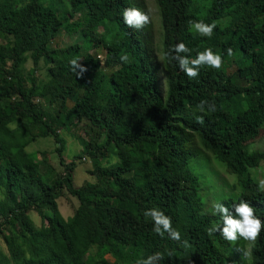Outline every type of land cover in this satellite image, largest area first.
I'll use <instances>...</instances> for the list:
<instances>
[{
    "label": "trees",
    "instance_id": "trees-1",
    "mask_svg": "<svg viewBox=\"0 0 264 264\" xmlns=\"http://www.w3.org/2000/svg\"><path fill=\"white\" fill-rule=\"evenodd\" d=\"M153 3L158 63L143 29L123 22L124 9L138 8L133 0H0V264H135L155 252L164 254L160 264H264V230L247 258L229 252L219 232L208 234L221 218L209 196L210 210L203 208L192 168L201 159L222 167L235 177L226 184L236 193L216 202L235 214L243 199L264 222V190L249 174L264 165V150L254 147L264 133V0ZM201 20L216 22L211 37L191 29L189 21ZM62 32L76 41L59 48ZM77 39L100 49L102 59L83 55ZM180 42L190 59L211 48L222 67L202 66L188 78L162 58ZM74 58L87 69L83 78L71 69ZM40 67L44 80L35 76ZM201 100L216 110L200 112ZM78 126L80 154L63 163L60 132ZM49 137L59 172L27 152ZM83 157L91 181L76 187L73 169ZM61 193L77 202L67 219L57 207ZM153 207L171 217L180 241L153 232L144 216Z\"/></svg>",
    "mask_w": 264,
    "mask_h": 264
},
{
    "label": "rangeland",
    "instance_id": "rangeland-1",
    "mask_svg": "<svg viewBox=\"0 0 264 264\" xmlns=\"http://www.w3.org/2000/svg\"><path fill=\"white\" fill-rule=\"evenodd\" d=\"M133 1L134 4H136L139 9L149 13L151 16V23L146 25L142 29L147 39L149 49L152 53L153 60L158 63L159 55L157 49L159 42V32H158L159 17L157 16L156 7L153 3V0H133ZM80 17H81V11H77L74 13L72 20L80 19ZM76 36L77 34L67 36L64 32H62L59 38L57 39V46L59 48H62L67 44H72L74 40L76 41L75 39ZM78 41L79 43H81V47H82L81 52L83 55L86 53L95 54L96 56H98L99 59H102L103 54L101 53L100 49L98 48L93 49L92 44L90 42H86L84 40H78ZM0 43H3L2 38H0ZM31 67H32L31 61L29 59H26L21 67L22 76L25 79H28L29 71ZM35 76L40 80H44L45 71L43 67H40V69L35 72ZM262 135L261 134L259 135V139H257L258 141L257 143L254 144V147L264 150V133ZM60 137L63 140V147H64V150L61 154L62 162L67 163L71 161V158H73V156H77L80 154L81 146L79 143V139L84 138L83 131L79 128V126L74 127L67 131L60 132ZM55 146L56 145L54 144L53 140L50 137L45 139H37L34 143H31L27 147V152L37 153L38 160L42 161L46 166L51 165L55 169V171L59 172L60 167L57 165L58 162L57 157L53 153V149ZM125 160H127V157L122 156L121 161H125ZM199 162L200 163L198 164L196 163V161L193 162L192 168L199 177V182L201 185L200 197L203 208L208 211L210 210V208L207 206L208 204L207 198L210 197L211 199H214V201L216 202L220 199L230 197L236 193V190L234 193H232V188L227 187L226 184L228 183V185L230 186L233 180L231 177L233 178L235 177L232 175L221 173V171H223V168L217 167L212 160L209 161L208 163L206 160L201 159L199 160ZM75 163L77 164L73 169L72 181H73V185L78 187L80 184H82L85 181H91V178L87 174V171L91 169V163L89 159L85 157H83L80 161H76ZM263 171H264V165L262 163L259 165V167L255 169H251L249 171L251 179L258 184V181L260 179H263ZM76 205H77L76 200L66 193H61V196L57 199L58 211L63 219H67L68 217L71 216L72 211L74 210ZM233 216H235V214H233ZM31 218L33 220L35 227H38L39 220L37 216L32 214ZM227 249L229 250V252H232V250H234L237 253V255H240L243 254L244 251H248L249 244L243 239H240L235 244L228 242Z\"/></svg>",
    "mask_w": 264,
    "mask_h": 264
},
{
    "label": "clouds",
    "instance_id": "clouds-1",
    "mask_svg": "<svg viewBox=\"0 0 264 264\" xmlns=\"http://www.w3.org/2000/svg\"><path fill=\"white\" fill-rule=\"evenodd\" d=\"M122 19L124 24L131 29H142L146 25L151 23V16L149 13L142 11L136 7L126 8L123 11ZM191 29L201 36L211 37L214 29L216 28V22L211 24L204 21H189ZM190 49L183 42L175 44L169 51L162 53L163 59L174 60L178 63L179 69L185 73V75L194 79L199 75V69L202 66H208L219 70L223 65V57L221 54L214 52L211 48H206L204 51L196 54L194 59H190L187 54ZM174 53V55L172 54ZM229 57L234 55L231 48L227 49ZM122 62L129 60V55L124 53L120 56ZM72 71L77 78H83V74L87 71L83 67L78 59H72L69 61ZM197 109L200 112H214L215 105L209 104L206 100H201L197 105ZM197 122L203 123V117L197 116ZM258 187L264 190V179L258 181ZM235 216L228 207H225L223 203L214 202L212 204V214L218 215L221 218L220 223H213L207 230L209 235L219 234L228 242L235 244L240 239L248 242L249 246H253L258 240L260 233L264 230V222L256 215V210L245 200L241 199L239 203L233 204ZM145 217H150L153 222V232L158 236L164 237L167 234L168 238L180 241L181 233L178 229L172 225V219L158 208H150L144 212ZM187 242L185 241V244ZM170 256L171 253H168ZM245 258L250 256V251H244ZM164 259V254L161 252H155L146 259H137L135 264H160Z\"/></svg>",
    "mask_w": 264,
    "mask_h": 264
}]
</instances>
